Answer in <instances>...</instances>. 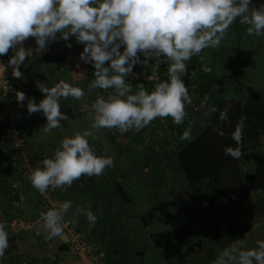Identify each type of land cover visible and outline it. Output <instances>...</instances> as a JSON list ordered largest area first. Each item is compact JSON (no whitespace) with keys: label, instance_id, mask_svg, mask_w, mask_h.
I'll use <instances>...</instances> for the list:
<instances>
[{"label":"rangeland","instance_id":"obj_1","mask_svg":"<svg viewBox=\"0 0 264 264\" xmlns=\"http://www.w3.org/2000/svg\"><path fill=\"white\" fill-rule=\"evenodd\" d=\"M260 3L264 0L255 2L257 6ZM246 27L238 22L235 31L228 29L218 48H207L186 62L189 75L182 79L192 104L185 106L182 125L173 123L171 117L157 118L140 132L121 134L117 129H101L96 133L99 140L90 139L98 155L114 158L115 167L91 178L86 185L88 193L72 187L67 191L49 189L45 198L27 179L30 169L51 157L65 136L90 127L91 120L80 110L81 101L72 97L62 101L61 110L71 122L62 121V128L45 132L43 114L29 117L27 101L21 107L15 93L24 91L39 103L44 94L37 81L51 87L61 79L84 89V99L91 105L97 95L106 96L107 91L88 93L93 67L79 60L83 45L76 46L74 37L71 48L57 40L49 46L51 52H46L62 49V62H45L42 55L28 56L21 65L24 78L11 75L12 90L1 98L0 124L7 126L8 137L0 146V222L7 224L11 247L0 257V264H82L71 242L75 231L103 253L100 264H214L218 253L236 239L247 248L264 240V188L249 190L234 206L235 193L245 192L237 181L230 178L213 186L202 180L191 186L175 160L176 151L187 142L180 139L181 134L189 126L191 139L203 131L215 112L204 113L217 108L219 100L240 99L254 88L264 93V36H246ZM164 59L134 67V73L126 77L133 92L141 86L150 92L157 82L167 79ZM203 66L212 71L203 72ZM210 82V90L201 85ZM205 96L209 97L207 109L200 107ZM18 131L25 139L16 149L14 134ZM262 136L264 131L257 143H247V152L264 155ZM253 166L244 159L238 162L242 174L252 172ZM87 178L76 180V186L83 187ZM65 200L72 201L73 207L64 218V235L46 241L39 214ZM76 206L96 211L100 224L92 225L85 216L74 215ZM168 230H181L183 243L156 246L150 234Z\"/></svg>","mask_w":264,"mask_h":264},{"label":"clouds","instance_id":"obj_2","mask_svg":"<svg viewBox=\"0 0 264 264\" xmlns=\"http://www.w3.org/2000/svg\"><path fill=\"white\" fill-rule=\"evenodd\" d=\"M236 21L247 26L246 36H264V3L257 6L253 0H0V56L10 50L14 53L6 65L0 62L3 75L10 68L13 77L23 79L21 65L30 54L43 55L57 40L71 48L74 37L77 44L83 45L79 60L93 67L94 78L88 84V93L107 91L106 96L97 95L91 105L84 99V89L64 80L51 87L37 81L44 94L39 103L24 91L15 93L21 107L27 101L29 117L43 114L45 132L62 128V121L71 122L61 110V102L69 97L81 101L80 110L91 120L90 127L65 136L51 157L30 169L27 179L32 187L47 198L49 189L67 191L82 176H101L106 168L115 167L113 157L98 155L90 144V139L99 140L96 133L101 129H117L121 134L140 132L155 119L167 117L182 125L187 114L185 106L192 104L182 79L189 75L186 62L207 48H218ZM29 38H35L34 49L24 47ZM161 57L165 58L161 62L168 65L167 79L157 82L150 92L143 86L133 92L126 77L134 73L136 65L146 66ZM202 71L210 73L212 69L203 66ZM208 99L203 98L201 108L207 109ZM216 111L213 107L204 114ZM225 123L231 124L227 108L220 110L218 126L213 131L225 136ZM243 127L241 119L231 132L236 146H224L226 156L241 157ZM180 139H191L190 126ZM72 207V201L65 200L40 212L46 241L63 237L64 218ZM74 215L85 216L92 225L98 220L90 208L82 206H76ZM10 247L7 224L0 222V257ZM214 264H264V240L256 241L255 248H247L241 239H236L218 253Z\"/></svg>","mask_w":264,"mask_h":264},{"label":"trees","instance_id":"obj_3","mask_svg":"<svg viewBox=\"0 0 264 264\" xmlns=\"http://www.w3.org/2000/svg\"><path fill=\"white\" fill-rule=\"evenodd\" d=\"M255 2L256 0H253L254 4ZM237 25L238 21L234 22L229 30L235 31ZM42 57L45 62L59 63L64 60V54L58 53H45ZM60 80H58V82ZM201 85L207 90L213 87L212 82ZM1 102L2 99L0 100V106ZM225 108L228 109V116L231 124L225 123L222 126L226 133V135L222 137L214 132L213 128L218 126L220 110ZM216 109L217 111L213 114L207 127L176 151L175 160L182 173L183 179L191 186L202 180H207L208 184L213 186L220 185L230 178L233 181H237L243 188L241 190L245 192L235 193L232 203L236 206L244 200L243 196L246 195L249 190L264 188V155L257 152H247V143H257L260 134L264 131V93L261 88H254L240 99L230 98L228 100H219ZM241 119H243L244 125L241 145L242 155L239 159H233L230 156H226L223 149L226 145L236 146V142L231 139V132ZM2 125L3 124H0V132H7V126ZM4 144L5 143L0 142V146ZM241 159L254 164L252 172L242 174L238 167V162ZM87 177V181L83 187L76 186L77 181L75 180L71 186L72 190L74 191L75 188H79L84 191V193L85 191L87 192L88 188L86 185L94 176ZM97 223H99V220H97ZM150 236L152 242L158 247L178 246L184 241L181 230L156 232L151 233ZM65 247L66 246H62V248Z\"/></svg>","mask_w":264,"mask_h":264},{"label":"built area","instance_id":"obj_4","mask_svg":"<svg viewBox=\"0 0 264 264\" xmlns=\"http://www.w3.org/2000/svg\"><path fill=\"white\" fill-rule=\"evenodd\" d=\"M36 46V41L35 38H29L25 44L24 47L25 48H35ZM76 46L80 47L82 45L80 44H76ZM47 52H51V51H47ZM52 53H58V54H65V52L62 49L59 50H54ZM13 51L10 50L9 53L5 56H0V62H2L3 64H7L8 59L10 58L11 55H13ZM30 54L31 55H34ZM11 69L8 68L5 72V74L3 75V72L0 71V100L1 98H3L5 95L10 94L11 90H12V83H11ZM18 135L17 132L14 134L15 135V139H16V149H18L20 147L21 144H23L24 141V137L23 135L18 131ZM7 136L8 137V132H0V142L1 143H5V139L4 137ZM18 146V147H17ZM69 224V222L67 221L66 224ZM73 238L71 239V242L73 243V248L75 253L79 256V259L81 261L82 264H100V258L102 257V252L98 251L96 247H94L93 244H91L90 242L85 241L83 238H79V234L72 232Z\"/></svg>","mask_w":264,"mask_h":264}]
</instances>
